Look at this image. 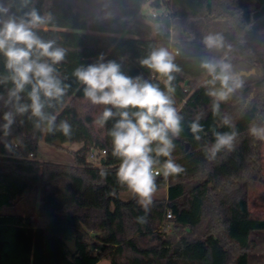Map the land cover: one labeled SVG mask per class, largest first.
I'll return each mask as SVG.
<instances>
[{
	"label": "trees",
	"instance_id": "16d2710c",
	"mask_svg": "<svg viewBox=\"0 0 264 264\" xmlns=\"http://www.w3.org/2000/svg\"><path fill=\"white\" fill-rule=\"evenodd\" d=\"M2 2L17 16L32 7L41 16H51L35 31L66 50L64 61L55 67L67 90L60 103L45 108L56 116L53 132L43 123L37 128L30 110L15 115L8 136L0 127V264H97L103 259L110 264H249L256 247L251 236L264 232V219H253L249 212L250 184H264V141L249 132L253 126L264 127V54L254 50L258 32L264 30V0H32L28 7L21 0ZM145 5L164 12L139 19ZM154 23H163L169 33L154 34ZM209 34L222 35L225 47L207 49L202 41ZM175 42L191 51L175 54ZM160 47L174 55L180 69L172 73V86L183 131L173 141L172 158L184 170L156 177L157 190L165 188L166 196L153 200L146 212L134 194L127 202L118 198L129 190L116 176L120 161L112 155L108 135L115 119L103 128L95 123L111 106L88 101L73 72L103 53L106 61L121 63L128 76H141L166 91L165 78L139 62ZM213 56H227L236 74L253 71L239 76L242 86L220 103L215 115L204 86L210 77L200 67ZM7 74L0 55V77ZM11 87L10 81L0 84V125L4 113L14 112L5 103ZM30 91L27 86L21 93V103H31ZM197 119L204 129L199 141L190 130ZM61 121L71 125L69 136L59 130ZM232 131L237 134L231 149L211 157L207 149L215 143L214 133ZM41 140L81 144L74 165L17 158H36ZM92 149L105 151L98 164L88 160ZM165 159L159 157L161 165ZM39 188L37 213L33 208L12 212ZM62 240L75 241L74 256Z\"/></svg>",
	"mask_w": 264,
	"mask_h": 264
},
{
	"label": "clouds",
	"instance_id": "9594fccd",
	"mask_svg": "<svg viewBox=\"0 0 264 264\" xmlns=\"http://www.w3.org/2000/svg\"><path fill=\"white\" fill-rule=\"evenodd\" d=\"M31 2L21 0L22 7H28ZM50 20V15L41 16L35 7L22 16L12 14L10 7L0 0V55L5 58L8 73L0 77V84L10 81L13 85L8 90L5 103L14 108V112L4 113L5 123L0 125L5 136L10 134L15 115H23L29 110L30 118H37V128L43 123L46 124V131L53 132L56 127V116L47 113L45 108L53 107V101L60 103L66 94L67 86L59 78L55 67L64 61L66 50L56 46L55 40H43L35 31ZM202 43L209 50L225 47L224 37L220 34H209ZM45 57L47 60L42 59ZM139 62L165 78L166 91L141 76H128L122 71L121 63L106 61L103 53L95 63L77 67L73 76L83 85L84 97L93 105L111 106L104 108L95 123L103 128L107 121L115 119L108 135L112 138V155L120 161L117 179L138 198V203L147 212L157 190L156 177L161 174L164 177L178 175L184 170L172 158L173 141L183 131V116L175 107L173 98L175 89L172 81L175 77L172 73L180 71L174 63V55L160 47ZM200 67L210 77L204 81V86L206 95L212 98L215 115L220 103L226 102L235 89L242 86V81L227 56L205 58ZM27 86H31L28 92L30 104L21 103V93ZM224 124L231 127L227 119ZM58 127L65 136L71 134V125L67 121H61ZM190 130L199 141L204 129L198 119L191 123ZM249 132L264 141V127L253 126ZM236 134L235 131L214 133L215 143L207 149L209 155L214 157L223 148L231 149ZM5 147L10 149L7 143ZM159 157L166 158L162 165Z\"/></svg>",
	"mask_w": 264,
	"mask_h": 264
},
{
	"label": "rangeland",
	"instance_id": "374dc122",
	"mask_svg": "<svg viewBox=\"0 0 264 264\" xmlns=\"http://www.w3.org/2000/svg\"><path fill=\"white\" fill-rule=\"evenodd\" d=\"M163 9L152 10L148 5L142 9L138 18L143 14L146 15H160ZM175 49L182 53H187L189 46L182 45L179 42H175ZM173 49H170L172 51ZM254 50L259 54H264V30H261L259 37L254 42ZM81 148V144L74 143L71 145H62L56 147L51 144L45 143L43 140L39 141L37 145L36 158L34 160L40 163H54L60 165H74V153ZM262 163H264V147H262ZM165 188L158 189L152 197L153 200L165 198ZM133 193L130 191L120 192L118 198L127 202L131 200ZM40 206V188L37 191L26 197V200L18 204L12 212H21L23 210L28 211L33 208L37 213ZM249 212L253 219H264V184L254 182L250 184L249 189ZM169 230V228H165ZM251 238L255 241L256 247L249 255V264H264V232H255ZM99 264H109V261L102 260Z\"/></svg>",
	"mask_w": 264,
	"mask_h": 264
},
{
	"label": "built area",
	"instance_id": "2783aa9c",
	"mask_svg": "<svg viewBox=\"0 0 264 264\" xmlns=\"http://www.w3.org/2000/svg\"><path fill=\"white\" fill-rule=\"evenodd\" d=\"M153 32L154 34L158 35V36H164L165 34L169 33V30L166 28V26L163 23H154L153 24ZM175 54L178 53L177 50L174 51ZM12 150L13 151H17L18 150V146L16 143L12 144ZM105 155V151L104 150H100V151H95V150H91L88 156V160L91 162H95L96 164H98V158L102 157ZM19 159H25V160H34V157L32 155H28L27 157H17ZM167 219L171 218V215L168 213L166 215Z\"/></svg>",
	"mask_w": 264,
	"mask_h": 264
},
{
	"label": "water",
	"instance_id": "95a60500",
	"mask_svg": "<svg viewBox=\"0 0 264 264\" xmlns=\"http://www.w3.org/2000/svg\"><path fill=\"white\" fill-rule=\"evenodd\" d=\"M253 73V71L251 70L250 72H244V71H241L239 73H237L238 76H241V75H249ZM61 143L60 142H55L54 143V146H60ZM65 145H69L68 143H66ZM63 244L66 246L68 252L70 253L71 256H74L76 254V245H75V241H67V240H62Z\"/></svg>",
	"mask_w": 264,
	"mask_h": 264
},
{
	"label": "crops",
	"instance_id": "0c3cea01",
	"mask_svg": "<svg viewBox=\"0 0 264 264\" xmlns=\"http://www.w3.org/2000/svg\"><path fill=\"white\" fill-rule=\"evenodd\" d=\"M259 33H260V31L258 32V37H259ZM189 49L190 50H188V52L187 53H189L190 51H191V48L189 47ZM165 196H166V191H165ZM103 260H105V259H103ZM102 261V260H101ZM101 261H99L97 264H99V263H101ZM106 261V260H105ZM108 261V260H107ZM109 264H110V262H109Z\"/></svg>",
	"mask_w": 264,
	"mask_h": 264
}]
</instances>
